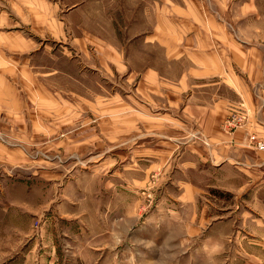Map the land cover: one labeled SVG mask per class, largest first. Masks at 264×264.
<instances>
[{
  "label": "rangeland",
  "instance_id": "374dc122",
  "mask_svg": "<svg viewBox=\"0 0 264 264\" xmlns=\"http://www.w3.org/2000/svg\"><path fill=\"white\" fill-rule=\"evenodd\" d=\"M40 4L56 19L58 40L45 41L40 76L16 82L31 96L14 115L25 127L16 166L24 187L19 201L0 189V264H264V202L225 191L233 172L194 156L210 147L195 124L199 105L233 99L229 135L253 116L242 86L248 64L264 63V0ZM161 4L168 55L164 37L145 41ZM208 7L230 47L210 49L212 58L209 46L223 44L208 18L198 22L197 8ZM13 119L0 113V127ZM257 141L252 133L247 145L264 150ZM13 142L0 129V150Z\"/></svg>",
  "mask_w": 264,
  "mask_h": 264
},
{
  "label": "crops",
  "instance_id": "0c3cea01",
  "mask_svg": "<svg viewBox=\"0 0 264 264\" xmlns=\"http://www.w3.org/2000/svg\"><path fill=\"white\" fill-rule=\"evenodd\" d=\"M8 2H12V8L7 6ZM40 2L41 0H0V113L10 114L14 118L12 122L2 124L0 129H4L5 134L15 144L12 146L6 144L5 148H3L4 146L1 147L0 159L11 166L8 167L5 164L6 169L0 171V173L6 174L0 184V189L9 187L10 191L9 189L8 191L13 196L9 197L8 193V197L13 201H19L18 198L21 197L16 192L22 191L24 187L23 178L18 174L20 170H17L16 166H19L18 164L24 154L18 145L25 136L23 131L25 127H19L16 124L14 115L26 111L27 98H31L29 94L25 96L18 91L16 82L20 81L22 84L31 76H40L41 63L38 62L37 58L47 51L48 43L45 41L58 40L56 37V19L51 18L50 11L42 10ZM158 9L161 11L158 15L160 19L156 21L152 29L145 31V41H153L154 38L159 41L160 37L162 43L164 37L168 55V17L163 16L162 4L158 6ZM207 9L197 8L198 22H202V17L208 18L213 28L212 32L222 35L219 37L217 34L220 39V41L217 39V44H223H221L223 48L209 46L210 55L208 57L212 58L210 49H214L216 53H219L220 50L223 49L225 52L230 47L225 46L223 40L227 33L226 27L216 20L215 13L209 7ZM201 26V24H196L192 29L193 35L198 38L199 42H201L199 33L203 32ZM197 45H200V43ZM176 52H179L178 47L175 49ZM175 53H172V56ZM248 66V75L250 76H244L247 82L246 85L242 86V91L245 94L244 100L251 107L253 116H250L248 122L237 129L234 134L229 135L223 129V122L234 109L231 107L233 99L218 97L217 101L209 103L208 106L199 105L197 108L200 112L194 113L195 124L198 125V129L206 137L210 147H206V153L195 150L194 156L198 157L199 162L203 161V164L207 162L217 170L223 169L224 171L233 172L231 176L235 184L224 182L220 186L225 191L241 194L255 192L259 204L263 205L264 191L260 190L264 186V150L250 147L247 143L248 137L252 133L264 141V63L261 62V58H257ZM49 73L51 74L50 68L47 74L49 75ZM198 77L205 79L217 76ZM218 77L225 82L238 79L236 76ZM29 173H31L32 178L38 175L35 170ZM32 190H35L33 186L31 187ZM9 198L8 200L11 201ZM247 204L249 203L247 202Z\"/></svg>",
  "mask_w": 264,
  "mask_h": 264
},
{
  "label": "built area",
  "instance_id": "2783aa9c",
  "mask_svg": "<svg viewBox=\"0 0 264 264\" xmlns=\"http://www.w3.org/2000/svg\"><path fill=\"white\" fill-rule=\"evenodd\" d=\"M245 119V115L243 116V118H239L240 121L244 120ZM229 127L232 128V127H236L237 124L235 122L234 119H232L229 123H228ZM252 139H255V136H252L251 137ZM257 146L260 147V148H263L264 147V143L261 142V141H257Z\"/></svg>",
  "mask_w": 264,
  "mask_h": 264
}]
</instances>
